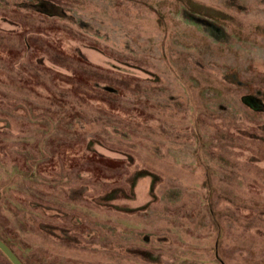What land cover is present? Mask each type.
Wrapping results in <instances>:
<instances>
[{"label":"rangeland","instance_id":"obj_1","mask_svg":"<svg viewBox=\"0 0 264 264\" xmlns=\"http://www.w3.org/2000/svg\"><path fill=\"white\" fill-rule=\"evenodd\" d=\"M0 238L264 264V0H0Z\"/></svg>","mask_w":264,"mask_h":264},{"label":"water","instance_id":"obj_2","mask_svg":"<svg viewBox=\"0 0 264 264\" xmlns=\"http://www.w3.org/2000/svg\"><path fill=\"white\" fill-rule=\"evenodd\" d=\"M0 250L12 264H25V262L15 253L13 247L2 238H0Z\"/></svg>","mask_w":264,"mask_h":264}]
</instances>
